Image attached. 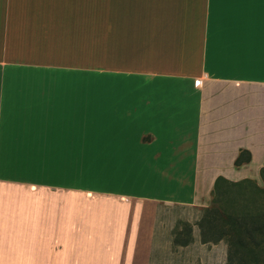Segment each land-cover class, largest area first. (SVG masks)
<instances>
[{
	"label": "crops",
	"instance_id": "crops-1",
	"mask_svg": "<svg viewBox=\"0 0 264 264\" xmlns=\"http://www.w3.org/2000/svg\"><path fill=\"white\" fill-rule=\"evenodd\" d=\"M263 166L264 0H0V264H159L160 210Z\"/></svg>",
	"mask_w": 264,
	"mask_h": 264
},
{
	"label": "trees",
	"instance_id": "trees-1",
	"mask_svg": "<svg viewBox=\"0 0 264 264\" xmlns=\"http://www.w3.org/2000/svg\"><path fill=\"white\" fill-rule=\"evenodd\" d=\"M242 163L247 161L243 162L239 155L233 166ZM259 179L263 184L261 189L250 179L237 182L216 179L210 192V205L202 210L198 222L201 241L224 239L227 246L225 264L259 263L256 258L249 259L248 245L257 248L264 242V238L256 237L264 232V203L260 202L264 198V166L259 169ZM217 187L232 191V194H217ZM186 233L189 234V227Z\"/></svg>",
	"mask_w": 264,
	"mask_h": 264
},
{
	"label": "rangeland",
	"instance_id": "rangeland-1",
	"mask_svg": "<svg viewBox=\"0 0 264 264\" xmlns=\"http://www.w3.org/2000/svg\"><path fill=\"white\" fill-rule=\"evenodd\" d=\"M143 168V167H142ZM142 168H132L131 173L135 176L145 175V170ZM146 182L147 180H141ZM259 185L263 187L262 182L259 180ZM264 203V198L260 201ZM202 212L199 209L175 210L172 208H164L160 210L158 215V223L156 227V242L154 249L159 256V264H218L217 258H208L210 251L208 249L203 251V259L197 250H188L186 248H178L171 244L172 236L175 235V239L183 241L187 237L186 230L190 226L191 233L197 230L196 223L199 220ZM176 232V233H175ZM175 233V234H174ZM256 237L264 238V232L256 234ZM249 246V259L256 258L258 264H264V242L257 248H252V244ZM254 257H252V255ZM220 258V257H219ZM218 260V259H217ZM251 264V263H249Z\"/></svg>",
	"mask_w": 264,
	"mask_h": 264
}]
</instances>
